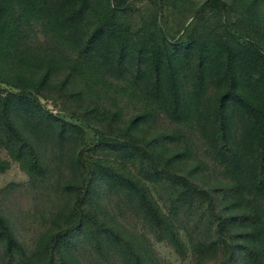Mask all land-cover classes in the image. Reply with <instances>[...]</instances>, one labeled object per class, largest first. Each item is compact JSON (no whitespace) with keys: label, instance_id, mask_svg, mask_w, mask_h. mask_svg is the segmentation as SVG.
Instances as JSON below:
<instances>
[{"label":"trees","instance_id":"1","mask_svg":"<svg viewBox=\"0 0 264 264\" xmlns=\"http://www.w3.org/2000/svg\"><path fill=\"white\" fill-rule=\"evenodd\" d=\"M135 2L0 0V147L34 187L60 176L64 200L51 221L55 230L38 242L37 261L52 264L56 256L59 264H79L59 251L82 238L100 256L113 251L126 264H142L122 232L100 215L102 195L113 189L180 256L182 229L199 255L231 253V263L214 264H259L264 259V0H246L237 23L230 20L233 4L224 0L195 2L187 15L178 0H142L147 15L133 19ZM22 18L42 27L53 42L65 43L68 53L47 38L41 46L26 41L23 49L11 47L9 57L18 59L6 71L2 59ZM214 21H221V31ZM45 48L52 52L43 55ZM57 57H69L60 60L61 69ZM80 77L85 88L75 86ZM100 80L124 84L136 108L127 119L112 111L103 123H88L98 134V145L88 152L100 157L92 160L82 150L81 127L48 111L42 101L74 100L79 115L89 120L99 104H85L101 90ZM80 116L76 121L87 124ZM160 118L171 129L157 131ZM196 142L222 169L221 181L209 185L203 179L205 164L192 152ZM69 147L74 154L64 168L51 158V148L62 155ZM5 169L0 161V173ZM0 244L9 255L22 252L2 213Z\"/></svg>","mask_w":264,"mask_h":264},{"label":"rangeland","instance_id":"2","mask_svg":"<svg viewBox=\"0 0 264 264\" xmlns=\"http://www.w3.org/2000/svg\"><path fill=\"white\" fill-rule=\"evenodd\" d=\"M205 0H178V4H181V8H184L183 12L185 15L188 14L191 5L195 2H202ZM227 3H232L233 9L230 20L233 23H237L240 19V9L246 0H224ZM244 1V2H243ZM142 0H136L133 9V19L136 16L142 17L147 15L144 4H141ZM264 9L261 7V12ZM141 12V13H140ZM171 13V11H168ZM182 13V12H180ZM179 13V14H180ZM219 18V17H216ZM17 27L13 29V40L7 46L8 57H3L2 66L7 70H12L10 65L17 62V57H9L11 54V47L15 49H23L26 41L34 43L35 45L48 43L49 39L52 43L59 46L63 52L68 53L67 45L63 42H53L49 37H45L42 27L39 25L29 24L26 18L19 20ZM222 21V19H221ZM220 24L214 21L218 30L221 31ZM51 47H55V45ZM33 45H30V47ZM42 54L46 55L52 52V49H42ZM44 61L56 62V57H42ZM69 59V57H57L58 63L57 68H62L60 60ZM60 78L58 77V80ZM57 81V80H56ZM110 81V80H109ZM83 79L80 77L76 80L75 86L80 85V88H85ZM102 88L100 91H95L87 99L85 105L89 103H98L99 107L93 117L88 119L82 118L79 113L80 110L74 104V100L62 101L58 98H51L42 101V105L45 109L52 112L56 116L68 120L71 123L77 124L81 127L82 135V150L85 154L91 155L92 160L100 157L98 154L89 153L88 149H91L95 144L97 132H94L92 128L88 126V123L96 124L103 123L104 117L107 113L112 111H118L121 113L122 119H127L135 111V103L133 98L124 94V84L108 80H100ZM2 88H4L2 86ZM83 113V112H82ZM81 113V114H82ZM76 114V115H75ZM80 116L84 119L87 124H82L76 121V116ZM157 131L164 129H171V125L166 122L165 119L157 120ZM150 130H154V127L150 125ZM99 131V130H98ZM112 134L109 130H104ZM85 144L84 148L83 145ZM98 145V144H97ZM51 158L67 164L69 158L74 154V151L69 147L61 155L58 150L51 148ZM194 156L199 157L200 161L205 164L203 173V179L207 184H213L216 181H221L224 178L223 171L220 167H217L215 161L211 156L208 155L207 151L203 148L202 143L196 142L192 148ZM0 161L6 164L4 172L0 173V213L8 218L12 230L21 245L22 252H15L12 255L7 254L0 244V264H41L38 263L37 245L41 240L42 236L49 232L51 234L55 230V226L51 225L54 217L60 215L59 210L63 206V197L60 190L57 187V181L60 176L52 175L48 176L46 185L43 187H34L30 183L28 173L21 167L17 162H14L0 147ZM56 161V166L59 167V163ZM134 171L133 168L128 167ZM58 173V171L56 172ZM156 191H152L155 195ZM160 197L163 194L159 192ZM119 194L113 189L105 191L102 195L101 213L100 215L104 221L111 227L118 229L122 232L123 237L129 241L134 249L141 256L142 264H214L216 262H232V255L230 252L223 250L219 252L218 256L212 255H199L191 249V243L185 236L186 231H180L182 242L184 243V256H180L174 248L166 241L157 237L152 228L146 223L142 216L134 210V208L124 202L118 196ZM157 198V196L155 195ZM68 217V216H65ZM68 220H62V226L66 225ZM67 252L63 249L60 250L59 254L65 256L66 254L73 258L79 264H126V262L113 251H105L102 256L98 255L88 244L87 241L79 239L75 244L68 246ZM261 254L264 252H260ZM52 264H59L57 257L52 258ZM239 262V261H238ZM259 264H264L258 261Z\"/></svg>","mask_w":264,"mask_h":264}]
</instances>
